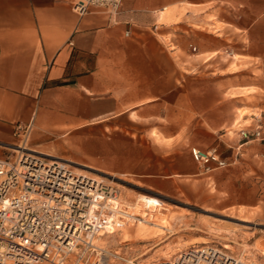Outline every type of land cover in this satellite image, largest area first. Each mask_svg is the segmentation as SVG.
<instances>
[{"label": "crops", "instance_id": "0c3cea01", "mask_svg": "<svg viewBox=\"0 0 264 264\" xmlns=\"http://www.w3.org/2000/svg\"><path fill=\"white\" fill-rule=\"evenodd\" d=\"M75 1L0 0V143L29 125L33 144L67 136L109 168L172 178L212 138L233 160L217 191L264 205V141L238 133L264 119V0H123L111 15Z\"/></svg>", "mask_w": 264, "mask_h": 264}, {"label": "built area", "instance_id": "2783aa9c", "mask_svg": "<svg viewBox=\"0 0 264 264\" xmlns=\"http://www.w3.org/2000/svg\"><path fill=\"white\" fill-rule=\"evenodd\" d=\"M122 1L76 0L73 9L83 14L96 8L111 15L117 13ZM252 117L251 125L238 130L240 139L264 141V119L260 114ZM29 130V125L17 124L15 142L0 143V264H107V251L97 239L107 233L106 224H112V229L120 225L106 221L117 215L106 208L112 200L118 202L116 190L75 172L71 162L29 149ZM189 154L205 172L233 162L216 147L202 149L193 145ZM203 246L214 257L248 264L239 255ZM199 247L202 246H192L177 255L194 259L192 254Z\"/></svg>", "mask_w": 264, "mask_h": 264}, {"label": "rangeland", "instance_id": "374dc122", "mask_svg": "<svg viewBox=\"0 0 264 264\" xmlns=\"http://www.w3.org/2000/svg\"><path fill=\"white\" fill-rule=\"evenodd\" d=\"M251 112L238 109L234 127ZM201 141L204 145H197L200 148L216 147L220 151L212 138ZM46 142L36 145L28 136L27 146L68 159L75 172L116 190L122 203L107 206L117 215L106 221L120 225L112 229V224H106L107 233L97 239L107 251V264H157L169 259L172 264L180 257L179 251L192 246H202L194 252L206 250L203 245L240 255L243 261L264 263V205H235L226 200L225 192L217 191L213 173L228 166L205 172L194 163V175L175 174L170 178L162 170L150 171V164L136 170L109 168L99 154L75 153L67 136H52ZM146 157L150 160V154ZM156 159L162 158L156 155Z\"/></svg>", "mask_w": 264, "mask_h": 264}, {"label": "bare ground", "instance_id": "6f19581e", "mask_svg": "<svg viewBox=\"0 0 264 264\" xmlns=\"http://www.w3.org/2000/svg\"><path fill=\"white\" fill-rule=\"evenodd\" d=\"M29 149H32L33 151H37L38 153H42V154H44V155H47L46 153H43V152H40V151H38V150H36V149H33V148H31V147H29ZM47 156H49V157H51V158H58V159H61L60 157H54L53 155H47ZM62 160H65V161H68V162H71V161H69V160H67V159H63L62 158ZM74 163V162H73ZM79 165V164H78ZM81 166V165H80ZM79 171H85V170H82V169H80V168H77ZM107 193L108 194H111V189L110 188H107ZM115 199V198H114ZM115 203L117 204V203H122V202H120L119 200H118V202H116V201H113L112 200V205H110L111 207H113V205H115ZM107 206H109V205H107ZM107 206H106V208H107ZM193 256H195V258L194 259H192L191 257H186V256H184V255H180V257H177L175 260H174V263H176V264H233L234 263V261H230V260H228V258H219V257H214V255L212 254V252H210V251H208V249H206V250H203V251H199V252H197L196 251V253L195 254H192ZM240 256V255H239ZM242 257H240V260H242L241 259ZM173 259V258H172ZM238 261V260H237ZM243 261V260H242ZM244 262V261H243ZM246 262V261H245ZM251 262H253V263H255V264H264L263 262H259V261H257V260H252ZM174 263H172V264H174ZM246 263H248L249 264V261L248 262H246ZM157 264H170V263H168L167 261H161V262H157Z\"/></svg>", "mask_w": 264, "mask_h": 264}]
</instances>
